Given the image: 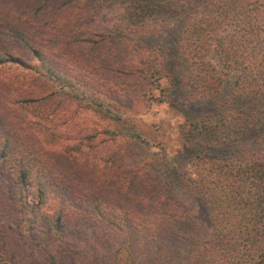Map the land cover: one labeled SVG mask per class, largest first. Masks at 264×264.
Segmentation results:
<instances>
[{
  "label": "trees",
  "instance_id": "16d2710c",
  "mask_svg": "<svg viewBox=\"0 0 264 264\" xmlns=\"http://www.w3.org/2000/svg\"><path fill=\"white\" fill-rule=\"evenodd\" d=\"M112 2L0 0V264H264V0ZM153 89L211 104L164 169Z\"/></svg>",
  "mask_w": 264,
  "mask_h": 264
},
{
  "label": "rangeland",
  "instance_id": "374dc122",
  "mask_svg": "<svg viewBox=\"0 0 264 264\" xmlns=\"http://www.w3.org/2000/svg\"><path fill=\"white\" fill-rule=\"evenodd\" d=\"M129 0H113L112 5L107 11V15L110 19V23H125L122 19V13L125 9V5ZM121 7V8H120ZM164 30V33L160 32ZM175 28L168 24V22L160 23L159 30L156 34L152 35V44L162 43L167 41L171 36L168 31L174 32ZM157 44V45H158ZM158 89H153L149 96L141 98L140 100H133L132 106L133 113L136 114V123L139 128L149 135V138H153L152 141L155 144H160L158 147H152L147 149L148 156H154L157 162L160 163V167L163 169L165 166H169L173 160L176 161L179 154L177 153L180 147L179 133L180 127L183 122L187 120H194L201 113L208 112L211 104L203 101L198 102L183 96L182 103L179 108H172L170 105L159 103L153 98L158 99ZM134 98V96H132ZM125 101V99H122ZM84 126L95 125L97 118L92 115H79L75 120ZM257 135L250 134L242 138L239 144L240 147L247 149H253L257 145ZM56 148L55 151H58ZM25 241V240H23ZM23 253L26 258L31 259L33 252L27 243H23ZM82 261V259H81Z\"/></svg>",
  "mask_w": 264,
  "mask_h": 264
}]
</instances>
